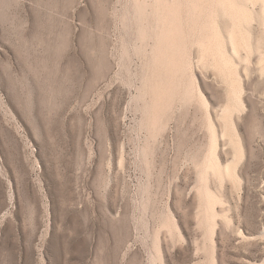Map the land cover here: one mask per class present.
<instances>
[{"label": "rangeland", "instance_id": "374dc122", "mask_svg": "<svg viewBox=\"0 0 264 264\" xmlns=\"http://www.w3.org/2000/svg\"><path fill=\"white\" fill-rule=\"evenodd\" d=\"M0 264H264V0H0Z\"/></svg>", "mask_w": 264, "mask_h": 264}]
</instances>
